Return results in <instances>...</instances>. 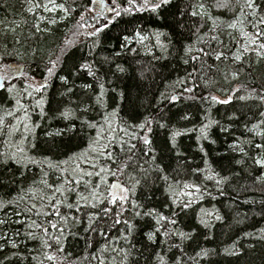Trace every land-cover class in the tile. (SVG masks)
<instances>
[{"label":"snow or ice","instance_id":"obj_1","mask_svg":"<svg viewBox=\"0 0 264 264\" xmlns=\"http://www.w3.org/2000/svg\"><path fill=\"white\" fill-rule=\"evenodd\" d=\"M90 2L99 5V12L92 16V20L103 17L104 22L100 26L91 25L93 30L87 33L88 36L96 38L90 50L92 58H81L83 62L74 63L66 75H58V72L63 70L62 57L69 55L74 45L73 41L67 42V46L60 50L56 59H49L48 64L45 65L46 74L39 82L22 72L19 65L14 66L4 62L9 56H21L22 58V54L16 48H13L11 52L5 51L0 54V91L9 94V98L14 101L12 109H0L2 112L0 114V139L5 145V150L0 151V165L7 166L10 163L16 165V171H19L22 177L24 171L29 170L31 166H36L40 170V175L33 177L31 184L15 189L0 184V189H8L0 193V253H4L9 245L11 249H18L21 243L34 241L39 244V248L29 251H36L38 255L21 257V259H30L36 261L37 264H45V261L48 264H61L58 258L64 252V234L68 232L73 235L69 225L84 224L83 230L86 234H98L106 241L99 250L101 255H93V259H96L98 264H111L108 258L103 256V253L108 251L109 245H114L111 248L115 254L112 260L116 261V257H119L118 264H140L139 256L134 254L139 253L142 256L147 249H152L149 256L152 257L154 264H169L166 257L172 249L180 253L174 257V264H200L201 259L209 257L216 250L200 248L194 256H187L182 244L186 240L194 239L196 229L193 228L188 232L181 230L178 227L177 217L192 208L197 200H203L205 196L211 199H216V197L206 185L197 184L192 180L178 179L177 176L168 174L167 168L163 166L162 161L158 162V157L154 154L153 126L169 129L171 117L167 115V112L178 104L192 101L208 105L205 109L204 120L199 128L182 130L173 125L169 129L168 137L173 149L178 148V138L190 132L199 133L198 141L204 140L215 144L216 140L210 139V131L214 125L219 128L220 132L231 135V125L240 121L241 117H247L248 113L253 114L256 122L253 123L251 119H248L244 123V128L247 132L260 136L264 141V110H261L264 109V85L251 89L245 85L230 88L226 93V99H220L211 93L207 96L196 94V89L199 87L197 79H204L202 74L206 75L208 71H219L218 68L213 69L212 65L207 64L206 59L230 64L235 69L223 74V79L228 83L240 79L245 61H248L251 66L253 54L257 63L264 60V0H243V4L240 0H235L238 12L235 18L227 23L218 22V18L209 15L203 3L194 6L190 13L192 17L207 16L212 21L209 41L206 42L203 37L198 36V42L208 44L207 50L205 47H200L195 49L196 54H193L194 50L191 45L184 46L183 56L180 59L186 65L192 62V70L186 71L183 78L177 79L175 83L179 84L180 88H173L171 93H160L156 106L151 102L148 103L146 110L151 109V111H148L147 115L137 116L136 122L121 121L115 126H113V118L118 115V110L107 111L106 97L109 90L124 98V91L117 93L119 82L126 77L132 80H137V77L141 80L147 79L145 74L152 69L134 59L129 61L127 67L118 62L124 58L126 53L131 52L135 55L137 51L128 47L133 41V37L129 36H124L123 41L117 45L119 51L97 57L95 50L101 47L99 36L118 18L143 12L159 14L162 9L174 6L173 0H90ZM35 7L42 8L45 12L59 10L68 14L71 11L64 3H56V0H48L45 4L37 3ZM215 7L234 11L232 0H217ZM33 10V7L28 8L29 12ZM89 11L94 10L89 9ZM105 13L111 15L105 16ZM183 14L181 12V15ZM64 18L62 16L60 19ZM83 19L84 17H81V20ZM45 22L54 25L57 20H47L45 16H39L38 22L32 25L35 33L49 31L47 28H41V23ZM18 27L19 25H15L7 28L6 31L15 33ZM224 33H227L233 42L229 46H225L224 40L220 38ZM234 33H239V37ZM133 34L134 37H139L140 41L145 39L140 30L134 28ZM162 35L165 34L155 33L157 44L167 51V46L160 44ZM14 43L23 46L21 39L14 38ZM213 45L218 46L220 50L214 51ZM4 48L7 49L6 44ZM32 55H36L35 50L32 51ZM82 74L90 77L92 83L77 85L76 81L81 78ZM53 78H58L61 82L64 91L60 92V95L66 100L63 106H58L52 111L51 119L67 123L63 129L57 128L45 132V136L51 138V142L48 140L44 142L48 151H51L53 147L59 149L64 137L71 141L85 128L95 131L94 136L88 137L86 147L79 152L65 153L66 158L63 160H53L48 155H41L37 158L31 154L37 149V144L34 142L37 139L35 130L41 125L32 121L29 108L32 111H38L42 120L49 117V113L45 111L47 101L44 93L51 87ZM16 79L26 81L22 91H18L17 85L13 83ZM113 83L116 87H112ZM207 84L208 81H205V86ZM77 88L83 90V95L76 91ZM221 91L224 90L221 89ZM34 93L39 94V99L35 100V104L26 107L23 100L33 98ZM234 101L243 102L244 107L236 109L232 115L227 116L226 125H221L219 120L210 118L212 106L232 105ZM158 105H163V107ZM97 109H103L98 113L100 120L89 119V113ZM21 111L23 116L18 115ZM237 111L240 112L239 116L236 115ZM8 118L15 120V123L10 122ZM191 120L192 116L187 112L177 117V122H191ZM77 121L80 124L79 128L76 125ZM17 135H19V140H16ZM57 137L61 138L59 144L55 142ZM245 145L254 148L257 155L249 157ZM227 148L230 152L238 153L240 156V159L229 160L227 165L222 166V171L230 174L221 175L220 172L212 169L209 161L204 159L208 153L205 147L200 145L199 150L203 153L201 159L206 167L189 168L187 175L198 178L205 171H212L213 174L205 175L204 179L214 180L216 190L220 195H224L225 187L230 185L235 177L240 176L239 172L234 171L235 165H244L245 158L251 159L256 167L264 169V142L254 143L252 140H241L236 137L234 142L227 145ZM176 155L177 157L183 156L178 150ZM122 177H127V180L121 179ZM110 179L111 183H109ZM158 182L163 191L169 193L168 202L161 206L167 209L169 213L167 215L161 208L151 206L152 197L158 190L156 188ZM254 183L260 186L261 192H264V173L254 177ZM240 187L248 190L247 186L241 185ZM178 188L181 189L179 196L176 195ZM138 190L139 196L137 195ZM73 197L75 199H72ZM244 203H249V201L245 200ZM260 203L264 204V200ZM84 209L88 211L85 213ZM201 214L198 223L206 229L212 226V219L216 221L222 219L215 211L201 209ZM145 218H147L149 230L139 229L140 235L145 238V243L141 248H137V244L140 243L136 239L139 221ZM7 229H12L11 233ZM112 230L118 231L119 235L111 237ZM260 231L264 232V229ZM17 238H21L20 243L17 242ZM84 238L88 239L87 236ZM204 238L210 239L207 235ZM260 239L264 240V236ZM177 240L179 243L175 242ZM157 245L161 246V251L155 250L154 246ZM223 253L230 256L240 255L235 244L231 248L223 249ZM17 255L18 253L13 252V256ZM6 262L10 264V257L4 255L3 259H0V264H6ZM145 264H150L148 259L145 260Z\"/></svg>","mask_w":264,"mask_h":264},{"label":"trees","instance_id":"obj_2","mask_svg":"<svg viewBox=\"0 0 264 264\" xmlns=\"http://www.w3.org/2000/svg\"><path fill=\"white\" fill-rule=\"evenodd\" d=\"M48 0H0V54L5 51L11 52L13 48H16L21 56L6 57L5 63L19 65V68L27 76L34 77L39 82L42 80L45 73V65L48 64L49 59H56L60 54V50L67 46L68 41H73L74 45L71 48L69 55L62 57L63 70L58 72V75H66L69 68L74 63H82L85 59H91L90 50L93 48L95 37H90L85 33L81 38L73 40L70 39V33L75 27V23L80 14L88 10L92 3L90 0H56V3H64L71 11L68 14L63 15L61 11L45 12L42 8H36L37 3L45 4ZM217 0H173L174 6H169L167 9H162L159 14L143 12L134 13L131 16H123L118 18L114 24H111L109 28L105 29L100 34L99 40L101 47L95 50L97 57L108 55L114 51H119L117 45L123 41L124 36L133 37V41L128 45L129 48L136 49L135 55L128 52L124 58L118 62L123 63L126 67L129 61L133 59L139 61L147 68H151L152 71L147 72L145 75L147 79L141 80L137 77V80L128 79L127 77L119 82L120 91L125 92L124 98L119 97L115 93L109 90L107 100V111L111 112L113 109L118 110V115L113 118V126L117 122L126 121L128 123L136 122L135 118L140 114L147 115L148 111L146 106L148 103H152L156 106V100L159 99L160 93H171L173 88L179 89L180 85L176 84L178 78H183L186 71L192 70V62L184 64L180 59L183 56L184 46L191 45L193 47V54L195 49L200 47L208 48L207 43L198 42V36L203 37L204 41H209L211 33L209 30L212 28V21L205 16L201 18L199 16L192 17L190 15L194 6H198L200 3L205 5V11L214 18H218L219 21L225 23L230 22L235 18L238 12L235 0H232V8L234 11H229L224 8L215 7ZM243 4V0H240ZM33 7V12H29L28 8ZM181 12L184 14L181 15ZM45 16L47 20L56 19V24L41 23V28H47L49 31L35 33L32 25L38 22L39 16ZM64 16V19H60ZM19 25L15 33L6 31L7 28ZM203 25V27H200ZM141 31V35L146 38L148 44L144 48L149 46V51L141 47V43L136 42V38L133 34V29ZM199 28V32L197 29ZM251 31V30H250ZM91 32V31H90ZM164 33L160 37V44L167 46V51L161 49L157 44L155 33ZM89 33V32H88ZM239 37V33H234ZM14 38L21 39L23 46L16 45ZM225 42V46L231 45L233 42L227 33L220 36ZM142 43H145L142 41ZM7 45V49L4 45ZM151 49V50H150ZM35 50L36 55H32V51ZM213 50H220L216 45H213ZM235 49L233 48V51ZM227 52V48L225 47ZM151 53V54H149ZM206 63L213 66V69L218 68L219 71H208L204 75V79H197L199 87L196 89V94H203L205 96L211 93L217 95L220 99L227 98V91L230 88H236L240 85L247 86L248 89L252 87H260L264 85V60L259 63L256 62L254 54L251 58V66L249 62L245 61L240 79L231 83L226 82L223 79V74L230 70H235L227 63L214 62L212 59H206ZM199 67V64H197ZM205 81H208L205 86ZM214 82V83H213ZM17 85V90L22 91L26 81L24 79H16L13 81ZM77 85L84 83H92L90 77L86 74H82L81 78L76 81ZM112 87H116L113 83ZM221 89L224 91L222 92ZM64 88L61 87V82L58 78L51 79V87L44 93V97L47 101L45 104V111L49 113L47 119H40L38 111H32L29 108L31 119L35 123H40L41 127L35 130L37 139L34 141L37 144V149L32 151L31 154L40 158L41 155L51 156L53 160H63L66 158L65 153L71 154L73 152H79L82 148L87 146L88 137L94 136L95 131L92 129H83L78 136L74 137L71 141L67 137L63 138V143L59 149L55 147L51 151H48L45 145V140L51 142L50 137L45 136L46 131H52L54 129H63L67 122L51 119L52 111L58 106H63L66 98L60 95ZM76 91L83 95V90L77 88ZM115 97V99H113ZM39 99V94L34 93L33 98H25L23 102L25 106L35 104V100ZM76 99V97H72ZM14 101L9 98V94L0 91V109H12ZM163 107V105H158ZM243 102L234 101L232 105H214L211 108L210 118L219 120L221 125L228 123L227 116L232 115L238 108H243ZM208 108L207 104H198L192 101H186L183 104H178L172 107L167 115L171 117V123L169 129L175 125L180 129L186 128H199L205 116V109ZM255 110V108H254ZM264 110V109H261ZM103 109H97L89 113V119L100 120L99 112ZM183 112H187L192 116L191 122L180 121L177 122L178 115ZM2 114V112H0ZM19 116H23V112L18 113ZM236 115H240V112H236ZM251 119L252 122H256V118H253L252 113H248L247 117H241L240 121L232 124V134L226 135L219 131L217 126H213L210 131V139L216 140L215 144H210L209 141L197 140L198 132H190L184 136H181L177 140V149H173L171 143L168 140L169 129H161L154 127L153 149L154 154L158 157V162L163 163L168 170L170 176H177L178 179H187L195 181L197 184L206 185L207 189L212 192V195L216 199H211L205 196L203 200H197L193 203L192 208L186 210V213H181L178 219V227L183 231H191L196 229V235L192 240H186L182 244L187 256H194L200 248L215 249L216 252L209 257L201 259L200 264H264V240L260 239L264 236V204L260 202L264 200V192L259 190L260 186L254 183V177L264 173V169L256 167L252 160L245 158L244 165H235L234 171L239 172L240 176L235 177L230 185L225 187V194L220 195L216 190L214 180H205V175H212V171H205L204 174L197 177L187 175L189 168L201 167L205 168V164L202 161L203 153L200 152V145L205 147L208 155L204 159L209 161V165L216 172H220L221 175L230 174L222 171V166L227 165L229 160L240 159L238 153H232L228 150L227 145L234 142V138L239 137L241 140H252L254 143L264 142L258 135L247 132L244 128L246 120ZM12 123L15 120L8 118ZM77 127H80L79 121L76 122ZM251 125L249 124V127ZM23 131V129H21ZM16 140H19L17 135ZM56 143H61V138H56ZM249 157L257 155V151L254 148H249ZM5 150V145L2 139H0V151ZM180 151L183 156L177 157L176 152ZM16 165L9 164L7 166L0 165V184L8 185L9 188L15 189L20 186L31 184L33 177L40 175V170L36 166H31L29 170L24 171L22 177L19 171H16ZM177 173L179 175H177ZM135 175V173H131ZM121 179L127 180V177ZM111 183V179L109 180ZM247 186L248 190H244L240 186ZM158 190L155 191L152 197L151 206L161 208V206L168 202L169 193L164 192L159 182L156 185ZM8 189H0V193L7 191ZM181 189H176V195H180ZM14 194V193H13ZM139 196V190L137 192ZM72 199H75L73 197ZM247 200L249 203H244ZM201 209L206 211H215L222 219L216 221L211 220V227L206 229L203 225L198 223L201 218ZM165 214H169L167 209L161 208ZM84 209L83 212H87ZM81 215L79 213H73ZM110 223V221H109ZM71 233L65 232V239L63 241L64 252L60 254L59 260L61 264H98L96 259H93V255H101L100 249L106 243L104 237L98 234L84 232V224L72 226L69 225ZM122 227V226H117ZM139 229L143 231L149 230V224L147 218L139 221L138 232L136 239L140 241L137 244V248L145 243V238L140 235ZM11 233L12 229H7ZM246 233L250 235H245ZM119 232L112 230L111 237H116ZM209 236L210 239H205V236ZM87 236L86 240L84 237ZM21 238H17V242L20 243ZM179 243V240L175 241ZM92 246L89 247L88 245ZM235 244L236 250L240 253L238 256L225 255L223 249L231 248ZM114 245H109L108 251L103 253V256L107 257L111 264H118L119 257H116V261L112 258L115 254L111 251ZM123 246V244H121ZM156 251H161V246H154ZM39 244L34 241H25L20 244L18 249H11L10 245L5 248L4 253H0V259H3L4 255L10 257V264H37L36 261L30 259H21V257H29L30 255H38L36 251H29L38 249ZM55 251V249H53ZM152 249H147L144 255L140 256L139 253L134 255L139 256L140 264H145V260L148 259L150 264H154L152 257L149 253ZM13 252L18 253L17 256H13ZM180 255L179 251L172 249L167 253V259L169 264H174V257ZM65 257L67 259L65 260ZM9 264V262H6ZM45 264H48L45 261Z\"/></svg>","mask_w":264,"mask_h":264},{"label":"rangeland","instance_id":"obj_3","mask_svg":"<svg viewBox=\"0 0 264 264\" xmlns=\"http://www.w3.org/2000/svg\"><path fill=\"white\" fill-rule=\"evenodd\" d=\"M89 9H93L94 11H89ZM88 10L84 11L83 13L80 14L79 18L76 21V25L72 32L70 33V39L73 38V40L81 38L85 33H88L90 31H92V27L91 25H96V26H100V24H102L104 22V18L103 17H98L97 20H92V16L96 13L99 12V5L98 4H92V6L89 8ZM58 11V10H57ZM63 15H65V13L61 12ZM111 15L110 13H105V16ZM81 17H84L83 20H81ZM75 33V35H74ZM136 42L141 43V47L144 48L146 44V46L148 45L146 43V38L143 39V42L140 41L139 38H136ZM145 50L149 51V46L147 48H144ZM151 50V49H150ZM16 74V73H14Z\"/></svg>","mask_w":264,"mask_h":264}]
</instances>
